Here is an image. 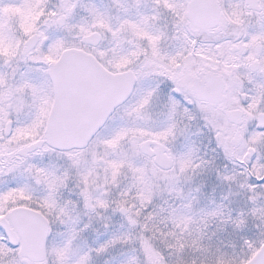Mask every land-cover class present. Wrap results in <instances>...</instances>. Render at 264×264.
I'll return each mask as SVG.
<instances>
[{"label": "snow or ice", "instance_id": "snow-or-ice-1", "mask_svg": "<svg viewBox=\"0 0 264 264\" xmlns=\"http://www.w3.org/2000/svg\"><path fill=\"white\" fill-rule=\"evenodd\" d=\"M0 264H264V0H0Z\"/></svg>", "mask_w": 264, "mask_h": 264}]
</instances>
